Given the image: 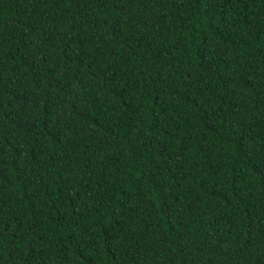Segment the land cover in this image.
I'll return each mask as SVG.
<instances>
[{
	"label": "trees",
	"instance_id": "trees-1",
	"mask_svg": "<svg viewBox=\"0 0 264 264\" xmlns=\"http://www.w3.org/2000/svg\"><path fill=\"white\" fill-rule=\"evenodd\" d=\"M0 264H264V0H0Z\"/></svg>",
	"mask_w": 264,
	"mask_h": 264
}]
</instances>
